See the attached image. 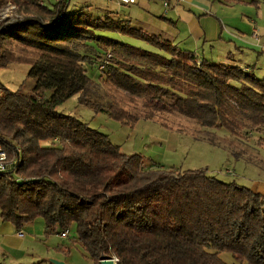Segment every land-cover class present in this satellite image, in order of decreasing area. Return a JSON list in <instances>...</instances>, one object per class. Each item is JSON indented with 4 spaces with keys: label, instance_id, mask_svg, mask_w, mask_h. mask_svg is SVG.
<instances>
[{
    "label": "trees",
    "instance_id": "1",
    "mask_svg": "<svg viewBox=\"0 0 264 264\" xmlns=\"http://www.w3.org/2000/svg\"><path fill=\"white\" fill-rule=\"evenodd\" d=\"M69 2L0 0V10L10 4L23 14L0 23V68L27 63L35 80L31 93L1 89L0 150L12 159L0 171V220L20 232L41 217L45 237L75 227L93 264L102 256L116 264H228L224 252L233 264H264V194L205 169H148L143 155L122 152L58 110L78 95L79 104L131 127L149 120L172 129L164 117L182 116L232 135L262 133L257 66L211 62L128 20L94 18L89 6L71 12ZM90 42L111 48L96 62L106 74L105 105L89 95L96 83L82 48Z\"/></svg>",
    "mask_w": 264,
    "mask_h": 264
},
{
    "label": "rangeland",
    "instance_id": "2",
    "mask_svg": "<svg viewBox=\"0 0 264 264\" xmlns=\"http://www.w3.org/2000/svg\"><path fill=\"white\" fill-rule=\"evenodd\" d=\"M44 1L48 4L53 2V0ZM92 2L89 6V0H72L69 11L75 12L89 6L85 9L92 17H104L100 9L101 4L95 5ZM22 16L18 8L7 4L0 10V23L13 21ZM106 35L142 49L156 51L149 44L134 38L109 33ZM108 50L111 48L94 42H90L86 49L82 48L90 60L86 65L87 72L96 83V87L89 94L90 98L104 105L107 104L103 82L106 74L97 68L96 62H99L100 56ZM254 62L256 60L247 61V64L252 66ZM256 64L255 73L257 77L263 78L264 65L260 62ZM29 69L30 65L27 63H11L5 68H0V95L2 88L11 91L22 89L25 93H31L35 80L28 76ZM58 110L73 115L90 127L108 135L110 141L120 146L122 152L143 155L145 167L148 169L158 167L179 171L205 169L207 174L222 181H234L264 194L258 190L264 188V132L242 130L239 134L232 135L222 130L201 127L182 116L164 117L172 129L162 126L159 121L149 120H140L131 127L111 119L105 112L95 113L92 109L79 104L78 95L68 99L58 107ZM52 142L47 140L42 142V145H51ZM11 159L6 157L7 168ZM20 232H18L19 239L25 243V250L30 256L25 255L20 261L12 264H54L53 261H61L64 264H93L77 241L75 227L70 229L69 235L65 238L60 234L45 237L43 230L41 235H35L33 242L29 238L25 239ZM34 254H37L35 258ZM220 257L228 264L235 263L230 253L224 252ZM0 264H4L2 258Z\"/></svg>",
    "mask_w": 264,
    "mask_h": 264
},
{
    "label": "crops",
    "instance_id": "3",
    "mask_svg": "<svg viewBox=\"0 0 264 264\" xmlns=\"http://www.w3.org/2000/svg\"><path fill=\"white\" fill-rule=\"evenodd\" d=\"M89 1V6L92 1L101 4L105 16L128 20L134 27L194 51L211 62L247 67V61L256 60L253 65L258 62L264 65V0H256V4H251L252 0H133L128 4L119 0ZM41 2L52 7L56 0L50 4ZM258 190L264 193V188ZM43 230L44 220L38 217L20 233L33 242ZM19 236L11 223L0 220V258L4 264L29 255Z\"/></svg>",
    "mask_w": 264,
    "mask_h": 264
},
{
    "label": "built area",
    "instance_id": "4",
    "mask_svg": "<svg viewBox=\"0 0 264 264\" xmlns=\"http://www.w3.org/2000/svg\"><path fill=\"white\" fill-rule=\"evenodd\" d=\"M60 1L61 0H56V2H60ZM119 2L122 3V4H128V3H132L133 0H119ZM164 5H165V7L169 6L168 2H165ZM99 68H100V70L103 69L104 65L99 66ZM6 157H7L6 153L4 151H0V171H5L7 169L6 161H5ZM60 235L63 238L67 237L69 235V230H65Z\"/></svg>",
    "mask_w": 264,
    "mask_h": 264
},
{
    "label": "water",
    "instance_id": "5",
    "mask_svg": "<svg viewBox=\"0 0 264 264\" xmlns=\"http://www.w3.org/2000/svg\"><path fill=\"white\" fill-rule=\"evenodd\" d=\"M54 264H64L61 261H53ZM100 264H116L115 259L111 257L104 256L100 260Z\"/></svg>",
    "mask_w": 264,
    "mask_h": 264
}]
</instances>
